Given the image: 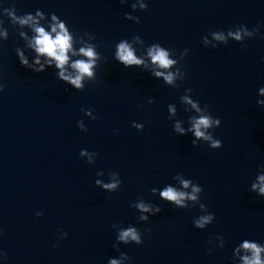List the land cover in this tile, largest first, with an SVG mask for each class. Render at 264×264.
I'll return each instance as SVG.
<instances>
[{"label":"water","instance_id":"obj_1","mask_svg":"<svg viewBox=\"0 0 264 264\" xmlns=\"http://www.w3.org/2000/svg\"><path fill=\"white\" fill-rule=\"evenodd\" d=\"M132 2L16 0L18 14L55 12L79 33L94 32L107 62L101 61L97 79L84 91L75 90L58 80L53 68L36 73L21 66L14 48L24 42L9 27L10 37L0 45L3 264H107L119 255L112 246L115 222L149 229L142 245L120 246L131 264H231L242 239L264 242V198L249 191L264 164V107L257 104L264 86V39H249L244 49L235 41L218 49L201 42L212 30L240 23L251 29L264 22V0H148L146 11L134 13L138 24L125 19ZM137 34L146 44L190 49L179 88L113 59L116 42ZM189 87L194 99L221 118L214 134L222 148L213 150L204 142L194 147L191 134L173 131L167 106L175 103L187 126L191 113L184 111L180 96ZM82 108L98 118L87 117ZM80 119L87 132L77 127ZM133 121L144 123V130L132 127ZM84 148L99 153L94 165L81 159ZM100 170L105 179L110 171L120 173L117 192L96 187ZM177 173L203 185L201 198L216 215L207 229L192 224L201 214L198 205L177 209L151 194L152 187L173 182ZM140 194L163 210L137 223L139 213L130 205ZM37 210L44 215L37 217ZM59 230L68 237L59 240ZM214 234H222L226 245L209 253L207 240Z\"/></svg>","mask_w":264,"mask_h":264},{"label":"clouds","instance_id":"obj_2","mask_svg":"<svg viewBox=\"0 0 264 264\" xmlns=\"http://www.w3.org/2000/svg\"><path fill=\"white\" fill-rule=\"evenodd\" d=\"M119 2L121 5H126L129 0H119ZM130 6L132 11L125 13V19L140 23V17L134 13L146 11L149 8L148 0H133ZM5 17L9 26H6ZM9 27L24 42L23 46H19L17 41V46L14 48L21 66L36 73L53 68L55 77L75 90L84 91L88 82L97 79V69L101 61L107 62V58L99 51V45L95 43L97 37L94 32L79 33L55 12L46 13L42 9H37L34 13L18 14L16 0H0V45L10 37ZM262 29H264V22H258L251 29L246 24L240 23L227 30H212L202 37L201 42L205 48L218 49L221 45L227 46L230 41H235L244 49L247 47V40L264 39ZM189 53L188 48L177 50L159 42L146 44L137 34L130 40L122 38L116 42L113 59L126 69L133 67L140 69L156 80L163 81L169 87L179 88L187 76L183 61ZM261 61L264 62V57H261ZM4 90V79L0 75V93ZM192 93L193 89L189 87L180 96V104L184 111L191 113L187 118V126H185V120L178 117L177 105L168 104V119L173 121V131L179 136L191 134V143L194 147L204 142L213 150L222 148L223 141L214 134L215 129L221 127V118L214 116L207 104L202 106L198 99L193 98ZM148 103H153V98H149ZM257 104L264 107V86L258 89ZM81 111L93 120L98 118L92 109L82 108ZM77 127L83 132L88 131L83 119L77 121ZM132 127L137 131H143L145 125L142 122L133 121ZM79 155L86 163L94 165L99 153L84 148L80 150ZM96 176V187L107 193L117 192L123 184L119 172L110 171L105 179L104 171L100 170L97 171ZM172 181L162 187H152L151 194L177 209H189L198 205L201 214L192 220L196 229L205 230L213 224L216 215L209 210L208 205L201 198L204 193L203 185L191 178H186L183 173L175 174ZM249 191L264 198V164L258 166ZM130 206L139 213L137 223L148 222L151 217L157 216L163 210L159 204L146 200L143 194L138 195ZM35 215L40 217L44 213L37 210ZM112 228L116 232L112 246L119 255L109 257L107 264H131L132 257L121 250L120 246L122 244L142 245L144 232L149 229L142 231L136 224L129 223L125 226L122 222L113 223ZM3 231L4 229L0 227V235ZM68 235L66 230H59L57 238L63 240ZM207 244L210 245L207 251L211 253L215 248H225L226 240L222 234L209 235ZM53 247L57 245L53 244ZM6 259L7 253L0 249V264H3ZM231 264H264V242L250 238L242 239L233 248Z\"/></svg>","mask_w":264,"mask_h":264}]
</instances>
